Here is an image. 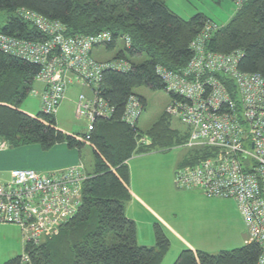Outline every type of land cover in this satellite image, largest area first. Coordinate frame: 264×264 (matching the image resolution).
I'll use <instances>...</instances> for the list:
<instances>
[{"label":"trees","instance_id":"obj_1","mask_svg":"<svg viewBox=\"0 0 264 264\" xmlns=\"http://www.w3.org/2000/svg\"><path fill=\"white\" fill-rule=\"evenodd\" d=\"M20 10L59 21L67 35L109 31L112 40L102 45L108 50L116 47L119 36L126 35L131 47L121 43L123 48L114 58L131 63L125 53L145 56L141 62H132L128 72L103 73L100 96L114 113L110 119H97L86 137L59 130L54 115L40 111L30 116L20 111L19 104L33 91L40 67L0 51V140L11 148L38 145L42 150L66 142L80 151L88 144L93 153L92 170L86 171L90 177L82 183L76 214L59 226L57 236L36 245L25 242L24 255L31 264H162L170 241L161 226L154 224V246L139 245L135 223L124 213L131 198L127 162L133 155L183 145L188 129L181 133L172 128L175 117L165 110L146 130L137 123L130 127L120 118L130 96H136L134 89L145 86L166 91L156 66L182 73L193 56L190 43L213 21L202 12L184 19L168 8L166 0H0V32L33 42L45 37L21 19ZM206 48L221 54L240 51V71L258 73L264 79V0H246L228 23L212 31ZM167 93L169 104L174 98L182 100L180 95ZM137 97L144 109L145 99ZM142 138L149 139V144L141 143ZM198 157L194 152L181 164L193 163ZM259 254L260 247L254 242L217 254L183 249L173 264H256ZM24 255L5 264H21Z\"/></svg>","mask_w":264,"mask_h":264},{"label":"built area","instance_id":"obj_2","mask_svg":"<svg viewBox=\"0 0 264 264\" xmlns=\"http://www.w3.org/2000/svg\"><path fill=\"white\" fill-rule=\"evenodd\" d=\"M231 1L239 7L246 0ZM18 15L45 38L33 42L0 32V51L40 67L35 80L42 89L31 93L39 96L43 114L55 115L70 84L87 87L91 96H78L75 116L87 122L83 134L88 137L97 119H110L114 113L100 96L103 73L128 72L132 63L123 57L100 61L92 56L112 40L109 31L67 35L57 20L27 10ZM217 27L208 22L193 39V56L182 73L161 65L155 68L166 91L182 97L174 98L165 109L188 129L181 147L199 153L193 163L176 170L174 182L177 188H197L209 198L233 199L244 220L247 241L260 247L256 264H264V79L258 73L240 71V51L207 50L209 36ZM118 39L125 48L131 47L128 36ZM142 111L139 98L132 95L120 121L133 127ZM89 177L81 161L45 173L10 170L8 179L0 181V223L18 226L25 242L35 245L51 238L76 214L82 183ZM21 264H31L27 255Z\"/></svg>","mask_w":264,"mask_h":264},{"label":"rangeland","instance_id":"obj_3","mask_svg":"<svg viewBox=\"0 0 264 264\" xmlns=\"http://www.w3.org/2000/svg\"><path fill=\"white\" fill-rule=\"evenodd\" d=\"M218 2L219 0H169L168 5L172 9H176L184 19H189L196 13L202 12L213 21V24L221 26L228 23L235 13L236 6L231 0H220ZM118 41L114 49L108 50L105 46H100L92 52L93 57L102 61L114 58L123 48L121 44L123 42ZM125 55L133 63L145 59L144 55L134 57L129 56L127 53ZM39 89L40 84L34 82L33 90L40 92ZM133 93L145 99V106L140 114L137 126L141 130H146L164 112L170 102V96L165 90H151L145 86L134 89ZM80 94L91 96L90 90L81 83L74 82L69 85L68 92L65 93L66 98L64 97L65 99L62 100L54 115L57 128L64 133H73L72 131L79 134L85 133L87 122L84 119H77L75 116V103ZM19 110L30 116H36L41 111L39 96L30 92L19 104ZM171 127L181 133L187 132V127L176 118L171 119ZM149 142L150 140L146 139L143 143L149 144ZM57 146H63L64 149L67 148L69 151L72 150L66 142L57 143L55 147L57 148ZM75 150L78 151L77 148ZM80 150L81 160L86 166V170L91 171L93 164L91 147L84 144ZM41 151L45 154L42 159L46 160L47 164L54 165L55 169L61 167L64 161L63 155L56 153L55 149L46 151L41 149ZM156 152V155L147 159L148 164L151 165L150 170H147V179L151 178L156 183L164 185L167 175H172L175 191L166 188L164 190L167 192L166 201H170L169 212L172 214L171 218L182 220L180 224L183 226V231L185 229L183 235L189 241V244H185V247L202 250L210 254L241 247L246 229L244 230V226L240 224L237 218V214L240 215L241 213H239L238 206L233 199L199 197L193 190L177 188L175 185L176 170L184 165L181 164L182 160L188 159L194 152L181 146ZM132 171L135 185L139 177L135 175L134 169ZM0 177L3 179L6 175L3 174ZM57 235L58 233L54 237ZM24 245L25 242L18 226L0 223V264H5L15 257L23 256ZM183 249L189 248H181L177 238L170 241L168 253L162 264H173Z\"/></svg>","mask_w":264,"mask_h":264},{"label":"crops","instance_id":"obj_4","mask_svg":"<svg viewBox=\"0 0 264 264\" xmlns=\"http://www.w3.org/2000/svg\"><path fill=\"white\" fill-rule=\"evenodd\" d=\"M168 1L169 0H166V5L168 6V8H170L173 12L179 15V12L176 9H172L168 5ZM237 9L238 6H236V10ZM41 89L42 86L40 85L39 91H41ZM68 89L66 93L68 92ZM72 132L74 133V131ZM55 145L49 149L51 150L55 149L56 153H58L61 156L63 155L64 157V161L61 167L58 169L76 164L80 161L82 162L81 150L79 151L77 149L78 151H76L75 148H71L72 150L69 151L67 148L64 149L63 146H57L56 148ZM40 151L41 148L38 145H28L17 148H11L4 141L0 140V176H3V174L6 175V177H4L5 179L4 178L2 179V177H0V181L7 180L8 179L7 177H9V171L16 168L33 169L40 173L57 170L55 169L54 165L47 164L45 162L46 160L42 159V157H44L45 154L44 152L42 151L40 152ZM156 153H157L156 151H152L145 154H137V155H133L128 160L127 165L130 172L128 189L131 198L128 202H126L124 206V213L126 217L132 219L135 223L136 241L139 245H144V246L155 245L153 228H154V224H159L162 230L164 231V233L166 234V236L168 237L169 241H172L175 238H177L179 240V244L181 248L192 249L191 247H185L186 246L185 244H189V241H187V239H185V236L183 235L185 233V229L183 231L182 229L183 226L180 224L182 220L171 218L172 214L171 212H169L170 201H166L167 192L164 190V188L175 191L173 187L172 175L171 174L167 175L164 185L156 183L155 180H151V178L147 179V175H146L147 170H150L149 167L151 166L148 164L147 159L153 155H156ZM183 162L184 160H182L181 163ZM132 169H134L135 175L139 177L138 182H136L135 185L133 182L134 173ZM189 189L197 193L199 197L202 196L206 197L197 188H189ZM237 218L240 224L244 226V230H245V224L242 215L237 214ZM186 234L188 235V233ZM247 236L248 234L247 231L245 230V236L242 238L241 244L245 245L249 243L247 241L248 239ZM23 240L25 242L24 237Z\"/></svg>","mask_w":264,"mask_h":264},{"label":"bare ground","instance_id":"obj_5","mask_svg":"<svg viewBox=\"0 0 264 264\" xmlns=\"http://www.w3.org/2000/svg\"><path fill=\"white\" fill-rule=\"evenodd\" d=\"M164 67V66H163ZM165 69H167L166 67H164ZM168 70V69H167Z\"/></svg>","mask_w":264,"mask_h":264}]
</instances>
